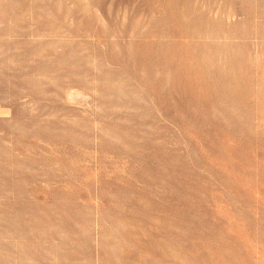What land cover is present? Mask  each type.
<instances>
[{
  "label": "rangeland",
  "instance_id": "rangeland-1",
  "mask_svg": "<svg viewBox=\"0 0 264 264\" xmlns=\"http://www.w3.org/2000/svg\"><path fill=\"white\" fill-rule=\"evenodd\" d=\"M0 264H264V0H0Z\"/></svg>",
  "mask_w": 264,
  "mask_h": 264
},
{
  "label": "bare ground",
  "instance_id": "bare-ground-1",
  "mask_svg": "<svg viewBox=\"0 0 264 264\" xmlns=\"http://www.w3.org/2000/svg\"><path fill=\"white\" fill-rule=\"evenodd\" d=\"M73 92V90L71 91V93ZM79 92V91H78ZM70 93V92H69ZM76 93V92H75ZM81 93V92H80ZM82 94V93H81ZM76 95V94H75Z\"/></svg>",
  "mask_w": 264,
  "mask_h": 264
}]
</instances>
